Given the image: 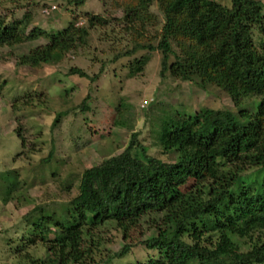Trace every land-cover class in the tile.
Here are the masks:
<instances>
[{
  "label": "trees",
  "instance_id": "obj_1",
  "mask_svg": "<svg viewBox=\"0 0 264 264\" xmlns=\"http://www.w3.org/2000/svg\"><path fill=\"white\" fill-rule=\"evenodd\" d=\"M156 1L163 19L156 45L136 44L120 56L139 49L158 50L161 74L213 86L236 111H214L203 122L198 112L162 116L153 146L169 162L148 155L143 146L134 144L132 134L119 154L82 171L74 198L52 207L36 205L24 214L25 226L12 250L24 264L92 262L99 245L95 229L111 224L125 239L142 223L152 234L135 244H123L106 260L131 256L139 247L144 255L132 256L127 264H264L262 7L253 0H230L229 7L215 0ZM240 3L250 4L252 10L240 9ZM131 13L122 16L127 28L143 30L145 22L153 23L146 12ZM25 18L9 21L0 14V47L41 37L45 43L15 63L32 68L59 62L66 52L83 45L89 29L105 24L97 16H86L84 26L70 21L56 32L38 29L26 35ZM147 61L148 55L133 59L129 76ZM68 75L88 78L76 68ZM244 100L247 108L240 107ZM4 177L11 182H2V204L15 187L10 172ZM36 245L43 248V257L25 251Z\"/></svg>",
  "mask_w": 264,
  "mask_h": 264
},
{
  "label": "rangeland",
  "instance_id": "obj_2",
  "mask_svg": "<svg viewBox=\"0 0 264 264\" xmlns=\"http://www.w3.org/2000/svg\"><path fill=\"white\" fill-rule=\"evenodd\" d=\"M215 1L230 5V0ZM253 1L259 2L264 15V0ZM49 6L55 9L48 11ZM238 7L248 11L253 6L240 3ZM133 9L146 12L153 23L145 22L143 30L127 28L122 16L131 15ZM0 14L9 21L26 16V35L38 29L56 32L70 21L84 26L86 16L105 21L88 30L83 45L52 65L32 68L15 64L19 56L45 43L41 37L0 47V195L5 192L2 182H11L5 173L10 172L15 182L11 198L5 204L0 202V264H24L12 252L25 226L24 214L36 205L52 207L74 198L82 171L119 154L132 134L136 135L134 144L143 146L148 155L169 162L160 148L153 146L163 125L162 116L198 112L203 122L214 111H236L230 99L213 86L161 74L158 50L139 49L120 56L136 44L156 45L163 20L156 0L150 5L144 0H0ZM144 55L148 61L141 71L129 76L133 59ZM71 68L83 71L88 78L68 75ZM240 107L247 108L248 101ZM116 121L123 126L116 127ZM94 234L99 245L92 262L86 264H127L144 255L139 247L131 256L106 258L123 244L148 238L152 231L142 223L140 230L130 231L123 239L107 224ZM25 251L32 257L45 254L39 245Z\"/></svg>",
  "mask_w": 264,
  "mask_h": 264
},
{
  "label": "built area",
  "instance_id": "obj_3",
  "mask_svg": "<svg viewBox=\"0 0 264 264\" xmlns=\"http://www.w3.org/2000/svg\"><path fill=\"white\" fill-rule=\"evenodd\" d=\"M54 9H55L54 6H49V7H48V11H52V10H54ZM143 104H145V102H143ZM143 104H142V105H143ZM142 105H141V107H142Z\"/></svg>",
  "mask_w": 264,
  "mask_h": 264
}]
</instances>
